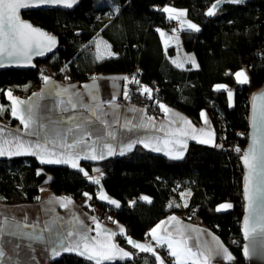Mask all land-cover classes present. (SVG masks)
<instances>
[{"label": "trees", "instance_id": "1", "mask_svg": "<svg viewBox=\"0 0 264 264\" xmlns=\"http://www.w3.org/2000/svg\"><path fill=\"white\" fill-rule=\"evenodd\" d=\"M217 0H81L70 11L61 9L24 12L23 17L59 37L57 52L35 69L0 72V119L8 124L11 101L6 93L27 96L38 90L45 76L68 82H86L98 74L131 73L140 70L141 87L152 89L150 112L161 114L165 103L201 123L209 113L216 131V143L192 141L185 156L170 159L136 146L129 153L102 161H84L86 177L78 168L43 165L34 156L0 159V202L31 203L49 184L54 194L68 195L85 208L98 205L126 225L127 234L143 240L162 219L177 214L187 220L196 207L198 219L230 248L233 263L247 264L241 224L244 215V167L241 163L250 133L251 99L264 87V0L223 2L215 15L207 12ZM184 8L200 31L179 32L183 49L192 53L197 66L174 63L176 45L165 47L160 29L173 31L174 20L162 9ZM119 11H116V8ZM110 43L105 59L97 60V40ZM249 70V83L240 84L235 73ZM227 85L217 90L216 86ZM227 90L235 93L231 107ZM241 149L237 152L235 149ZM99 169V171H96ZM99 177L104 190L119 202L112 206L98 197ZM39 173V174H38ZM84 193H88L85 196ZM178 196L180 198H178ZM143 197H149L148 202ZM183 203H187L184 207ZM223 203L229 210L217 211ZM172 207H169V205ZM176 205H179L177 207ZM110 218V219H111ZM165 264H174L164 250ZM50 264H95L75 253H63ZM109 264V263H105ZM114 264H157L152 253H136L133 259Z\"/></svg>", "mask_w": 264, "mask_h": 264}, {"label": "crops", "instance_id": "2", "mask_svg": "<svg viewBox=\"0 0 264 264\" xmlns=\"http://www.w3.org/2000/svg\"><path fill=\"white\" fill-rule=\"evenodd\" d=\"M174 22H176V20H174ZM106 43L110 46V43L107 41ZM108 52L111 54L110 47H108ZM48 77L49 84L46 85L45 82H43L39 89L34 91L32 94L27 96H14L24 101H31L35 104L38 124L43 126L40 128L41 135L47 133L50 138H53L57 133H68V129H72V132L68 133L66 136L68 143H72L74 139H79L83 134L88 145H91L93 141L97 142V151H99L102 143H111L116 154L106 155L102 160L120 156L119 153L121 150L124 151V154L129 153L138 145L143 146L151 152L164 155L170 159H175L173 157H175L179 151L183 150L184 157L188 146L192 141L198 142L200 139H209V137L207 135H201L199 131L196 133V140L191 139V135L185 137H179L178 134L175 136L172 135V133H175L177 129H182L191 133V128L185 124L180 117L190 121L191 125L197 130L210 129L212 131L213 143L203 144L214 145L216 143L215 129L210 115L206 111H203V113H206L209 123L205 124L204 117L201 114V123L196 124L191 117L165 103L162 104L171 110L169 113H165L161 109V114H155L150 112L147 106L142 104L129 105L123 108L119 107L116 104V100L123 93H125L128 88L125 80L116 79L124 77L123 73L98 74L91 80L82 83L68 82L54 77ZM93 84H95V87H91ZM85 85H88L89 87L86 88ZM53 89L55 92L60 93V95H56L55 92L52 91ZM63 89H68V92L64 93ZM93 97H95V99H93ZM69 100L76 104L75 108L70 106ZM81 105L90 106L92 111L89 110V107H82ZM15 119L17 120L15 124H8L0 119V128L4 130L3 133H0V140L10 139V134H13L26 140L35 141L37 137L28 135L23 129L20 121L17 118ZM110 132L114 134V139L108 135ZM157 138H159V142H157ZM176 139L185 140L186 148L178 143H169L167 146L163 143L164 140L174 141ZM139 141H144V143H140ZM127 143H133L131 150H128L125 147ZM145 143L149 146L145 147ZM81 147L87 150L85 145H81ZM157 147L161 150H152ZM52 150L56 152L61 151L58 146ZM166 152L169 154L166 155ZM19 156L31 155L6 154L0 156V159ZM34 157L40 163L39 158L36 156ZM102 160L81 159L79 160V165L82 167V163L84 161L96 162ZM43 165H67L72 167L71 164L62 163ZM100 176L102 175L99 172L93 175L95 178H99ZM99 187L98 197L103 192L106 193L109 198L114 199L104 190L101 180ZM65 197L71 199V203L68 207L63 206L62 198ZM103 201L115 206L107 200ZM225 210L229 209H224L222 211ZM172 216L179 218L182 224L187 226L189 230H201L200 232H190L192 237V239L188 241L190 246H207L209 244H214L215 241L213 238L215 237L218 238L220 244L227 248L234 257L230 248L224 243L221 237L207 226H201L197 220H187L177 214H170L156 225L160 224L162 221H169V218ZM4 217H8L14 227L4 226ZM93 217L96 218L95 221L93 220ZM96 221H98L103 227L115 231L117 235L113 237L114 242L125 251L133 254L131 258L123 260L117 259L115 262L133 259L136 253H140L138 249L133 248L127 243V237L130 236L127 234V228L124 223L112 218L104 220L101 218V215L99 216L97 213L85 208L83 203L77 202L74 198L64 194H54L49 184H45L40 189L39 198L35 202L18 204L0 202V227H4V234L3 236H0V246L3 247L6 253L3 258L4 264H50L52 259L58 257H53L50 251L53 233H73L68 240L64 241V243H71L79 238L80 233L86 230L88 235L95 236ZM156 225L154 227H156ZM121 226L125 229L124 234H120L119 232V228ZM166 226L171 231L175 227V222L169 221ZM49 227L52 228V231L48 230ZM148 233L146 238L143 240L131 238L140 243H151L166 263L164 250L167 253L168 250L166 248L158 247ZM29 235H42L44 237V241L41 242L29 239ZM63 253H75L79 255L75 251L61 252V254ZM173 260H175V258H173ZM234 261L235 257L233 261H221L217 258L214 261V264L233 263Z\"/></svg>", "mask_w": 264, "mask_h": 264}, {"label": "snow or ice", "instance_id": "3", "mask_svg": "<svg viewBox=\"0 0 264 264\" xmlns=\"http://www.w3.org/2000/svg\"><path fill=\"white\" fill-rule=\"evenodd\" d=\"M223 2L242 3L243 0H217V2L211 6L207 15H215L216 9ZM76 3L77 0H0V66H3L5 61L16 64H30L33 56L45 55L46 52L52 51L57 43L56 37L40 28L34 27L29 22L23 21L20 17L21 9H27L29 7L39 5H62L64 7L71 8ZM116 11H119L118 7L116 8ZM162 11L168 14V18L170 20H178L182 27L186 25L190 30L200 31L198 25L183 19L187 15V10H177L173 7H164ZM175 31L176 29H173V32ZM161 35H164V33H161ZM96 49V59H105L106 57L100 52L99 44L96 45ZM189 59L195 65L194 58L189 57ZM177 66L180 67L181 65L178 64ZM195 66L198 67V65ZM235 78L240 84L250 82L244 70L236 72ZM116 79L129 81V77L127 76ZM44 82L46 85L49 84V77L45 76ZM130 82L136 84L140 83V81L135 77H132ZM85 87L88 88L89 86L85 85ZM91 87H95V84ZM216 89H227V86L217 85ZM52 91L55 92L54 89ZM141 91L150 95L152 89L147 86H142ZM63 92L67 93L68 89H63ZM55 94L60 95L58 92H55ZM227 95L229 100H231L233 96L231 90H227ZM6 96L8 100L11 101V115L20 121L23 129L28 135L36 136L37 139L35 141L26 140L22 137L10 134V139L0 140V156L6 154L31 155L38 157L40 163L42 164H71L73 168H78L84 176L88 177V172L80 167L79 160H102L106 155L116 154L112 144L107 142L102 143L99 151H97V142L93 141L91 145H88L83 134L79 139H74L72 143H68L66 136L68 133L72 132V129H68V133H57L53 138H50L47 133L41 135L40 128L43 126L38 124L35 104L31 101H24L13 96L12 90H8ZM124 96L127 98V92L124 93ZM93 99H95V97H93ZM255 99L264 101V94H261L259 97L254 98V100ZM69 104L72 108L76 107V104L72 103L71 100H69ZM81 106L89 107V110L92 111L91 107L88 105ZM160 108L165 113H169L171 111L163 104L160 105ZM2 110H5L4 106L0 105V111ZM202 116L204 117L205 124H208L209 122L207 120L206 113H202ZM180 119L191 128V133L182 129H177L175 133H172V135L175 136L178 134L179 137L191 135V139L196 140V133L199 131L201 135H207L209 139H200L198 142L213 143V133L210 129L197 130L191 125L190 121L183 117H180ZM252 124L255 129L264 132V102H261L259 107H257L254 103ZM3 131L4 130L0 128V133H3ZM108 135L114 139L113 133L110 132ZM252 139V145L246 152L242 153V160L247 169L244 192L249 213L244 220L245 238H249L250 235L264 237V137H257L256 135H253ZM139 142L144 143V141ZM157 142H159V138H157ZM163 143L165 146L169 143H178L186 148V142L183 139H176L174 141L164 140ZM81 145H85L87 150L82 148ZM57 146L61 149L60 152L52 150ZM144 146L148 147L149 145L145 143ZM125 147L128 150H131L133 143H127ZM152 150L160 151L161 149L157 147ZM235 150L237 152H241V149L239 148H236ZM119 154L123 155L124 151L121 150ZM165 154L168 155L169 153L166 152ZM182 157L183 150L179 151L173 158L180 159ZM96 171H99V169H96ZM89 179H93L95 184H100L99 178L89 177ZM84 195L88 196V193H84ZM99 198L107 200L116 207L120 206L118 201L109 198L106 193L102 192ZM142 199L151 202L149 197H143ZM62 202L64 207H68L71 203V199L65 197L62 198ZM176 206L179 207V205ZM169 207H172V205L170 204ZM184 207H187V203L184 204ZM231 207L232 205L230 203L222 204L217 208V211L230 209ZM93 220L95 221L96 218L93 217ZM169 221L175 222V227L171 231L166 226ZM169 221H162L160 224L156 225V227L151 229L148 235L153 241H155L158 247L166 248L168 250V254L175 258L174 264H214V261L217 258L221 261L234 260L232 254L227 248L220 244L218 238H213L215 241L214 244H209L207 246H190L188 243V241L192 239L190 232H200L201 230H189L187 226L183 225L179 218L175 216L170 217ZM3 224L6 227H14L8 217H4ZM48 230L52 231V228L49 227ZM95 231L96 235L90 236L87 234L86 230L80 233L79 238L71 243H64V241L68 240L73 233H53L50 247L51 255L56 257L63 251H75L80 256H84L88 260L94 261L95 264H105V262L114 264L117 259L123 260L132 257L133 254L131 252L125 251L114 242L113 237L117 235L115 231L103 227L98 221H96ZM119 232L120 234H124L125 229L121 226L119 228ZM3 234L4 227H0V236H3ZM29 239L41 242L44 241V237L42 235H29ZM127 243L133 248L138 249L140 252L152 253L158 264H165L164 259L160 257L156 248L153 247L151 243H140L134 241L131 237H127ZM248 254V246H245L244 255L247 256ZM5 255L6 253L3 247L0 246V264H4L3 258Z\"/></svg>", "mask_w": 264, "mask_h": 264}, {"label": "water", "instance_id": "4", "mask_svg": "<svg viewBox=\"0 0 264 264\" xmlns=\"http://www.w3.org/2000/svg\"><path fill=\"white\" fill-rule=\"evenodd\" d=\"M80 1L81 0H77V3L74 4L71 8H67V7H64L62 5H39V6L29 7L27 9H21L20 17H21V19L23 21L29 22L34 27L40 28L43 31H45V32L51 34L52 36L56 37L57 43H56L55 47L53 48V50L50 51V52H46L45 55H43V56H33L30 64H24V63L16 64V63H11V62L5 61L3 66H0V72L5 71V70H11V69H15V70L35 69L38 62L44 61L47 58L53 56L57 52V50L59 48V44H60L59 37L54 35L52 32L47 31V30L37 26L31 20L25 19L23 17V13L24 12L35 11V10H38V9H45V10L61 9V10H65V11H70L74 7H76L80 3ZM261 94H264V87L262 89H260L259 91L255 92L253 94V96H252V99H251L250 133H249L248 145H247V147H246L244 152H246L249 149V147L252 145L253 135H256L257 137H264V132L258 131L257 129H255L253 127V124H252L253 105H254V103L256 104L257 107H259L260 103L264 102V101H261L259 99H255L254 100V98L259 97ZM241 163H242V165L244 167V170H245V172H244V185H243L244 215H243L242 224H241V234H242V238H243V241H244V247L248 246V249H249V254L247 256L244 255V258L247 261V264H264V237L250 235L249 238H245V235H244V231H245L244 220L249 215V213H248V206H247V201L245 199V192H244L245 177L247 175V169H246V167H245V165L243 163L242 157H241ZM243 254H244V248H243Z\"/></svg>", "mask_w": 264, "mask_h": 264}, {"label": "rangeland", "instance_id": "5", "mask_svg": "<svg viewBox=\"0 0 264 264\" xmlns=\"http://www.w3.org/2000/svg\"><path fill=\"white\" fill-rule=\"evenodd\" d=\"M220 5L216 9V11L220 8ZM166 7H173L175 9H177V10H186L184 8H177V7H174V6H171V5H168ZM183 19H185L186 21H190L192 23H195L193 20H191L188 17V13H187V15ZM173 28L176 29L175 32H173V31L172 32H169V31H167L165 29H160V35H161V33H164V35H161V38H162V41H163L165 47L166 46L168 47V46H171V45H176L177 52L178 53H177V56L175 57L174 61L177 64H179V65H181L183 67H185V66H195L196 65V60H195L196 58L194 57V55L192 53H188V52H186L183 49L182 43H181V38H180V35H179V32L182 29H188L187 26L185 25V26L182 27L181 24H180V22L178 20H176V22L174 23V27ZM97 44L100 45V52L103 53L104 56H106L107 54H109V52H108V45H107L106 41L103 38H99L98 41H97ZM189 57L194 58L195 65L190 61ZM242 70H244L246 72L247 77L249 79V70H248V68H243ZM127 85H128V83H127ZM220 85H225V84H220ZM231 92L233 93V96H232V99L229 100V105L231 107H233L234 106V103H235V93H234L233 90H231ZM215 134H216V131H215ZM178 198H180V197L178 196ZM181 203L182 204H185L186 202L185 203L181 202Z\"/></svg>", "mask_w": 264, "mask_h": 264}, {"label": "built area", "instance_id": "6", "mask_svg": "<svg viewBox=\"0 0 264 264\" xmlns=\"http://www.w3.org/2000/svg\"><path fill=\"white\" fill-rule=\"evenodd\" d=\"M124 76L129 77V81H126L128 83V89H127V98H125L124 93L118 97L116 100V104L123 108L127 107L129 105H138V104H147L150 102V95L147 93H140L138 85L136 83H131L130 80L132 77H135L137 80H139L140 76V70H135L131 73H124ZM99 173H103V171H100ZM90 211H93L97 213L99 216L101 215V218L104 220H109L111 217L109 213L102 214L101 209L98 205H93V207L90 209ZM190 218H195L201 226H204V222L201 219H198L197 217V209L196 207L192 208V210L189 213Z\"/></svg>", "mask_w": 264, "mask_h": 264}]
</instances>
